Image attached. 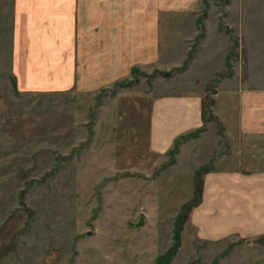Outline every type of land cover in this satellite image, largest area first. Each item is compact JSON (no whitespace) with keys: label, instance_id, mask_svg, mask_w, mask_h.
Listing matches in <instances>:
<instances>
[{"label":"rangeland","instance_id":"374dc122","mask_svg":"<svg viewBox=\"0 0 264 264\" xmlns=\"http://www.w3.org/2000/svg\"><path fill=\"white\" fill-rule=\"evenodd\" d=\"M9 6L0 0V264H155L180 213L168 264H264V236L202 241L190 226L211 166L197 169L207 153L178 157L194 138L164 154L148 145L156 98L199 94L205 123L190 133L200 136L219 124V78L264 80V0H201L198 34L172 31L158 67L99 88L42 91L20 89L11 73ZM140 214L146 224L135 228Z\"/></svg>","mask_w":264,"mask_h":264},{"label":"crops","instance_id":"0c3cea01","mask_svg":"<svg viewBox=\"0 0 264 264\" xmlns=\"http://www.w3.org/2000/svg\"><path fill=\"white\" fill-rule=\"evenodd\" d=\"M8 1L11 73L25 91L99 88L130 78L134 69L158 67L165 60L162 52L172 51V31L181 32L185 41L198 34L195 21L201 3ZM188 21L189 33L184 25ZM201 102L193 93L153 100L149 150L168 153L178 137L199 129ZM211 111L219 127L206 124L200 136L178 150V157L207 153V161L197 169L211 164L202 176L201 203L190 214V226L202 241L264 236V80L222 76Z\"/></svg>","mask_w":264,"mask_h":264},{"label":"trees","instance_id":"16d2710c","mask_svg":"<svg viewBox=\"0 0 264 264\" xmlns=\"http://www.w3.org/2000/svg\"><path fill=\"white\" fill-rule=\"evenodd\" d=\"M134 72H136L135 69L132 70V73H134ZM162 74L164 77H168L170 75L169 73H162ZM204 115H205V112L202 111V123H203L202 128H203L204 123H205V120H203ZM201 131L202 130H200V131L198 130V131H195L193 133H189L187 135L179 137L177 140L174 141V146H177L179 144V142L186 140L188 138L198 137V135ZM202 168L203 167L199 168L198 171H200ZM183 208L187 212L189 210L190 206L186 205ZM183 217H184V215L181 213L177 215L176 220L174 221V226H173V231H172V243H171L170 247L161 256H159L156 259L155 264H168L170 262L171 258L176 253V251L179 247V244H180L179 234L181 231V226L184 222Z\"/></svg>","mask_w":264,"mask_h":264},{"label":"water","instance_id":"95a60500","mask_svg":"<svg viewBox=\"0 0 264 264\" xmlns=\"http://www.w3.org/2000/svg\"><path fill=\"white\" fill-rule=\"evenodd\" d=\"M146 224V218H145V216L143 215V214H140L139 216H138V220H137V222L135 223V224H133V227H142V226H144Z\"/></svg>","mask_w":264,"mask_h":264}]
</instances>
